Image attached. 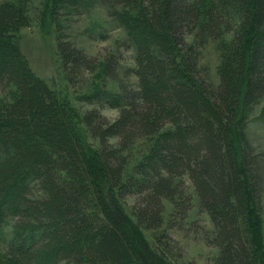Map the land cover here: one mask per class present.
Returning <instances> with one entry per match:
<instances>
[{"label": "trees", "instance_id": "trees-1", "mask_svg": "<svg viewBox=\"0 0 264 264\" xmlns=\"http://www.w3.org/2000/svg\"><path fill=\"white\" fill-rule=\"evenodd\" d=\"M95 4L125 33L133 67L106 59L117 91L94 82L83 113L21 55L25 9L0 4V245L12 223L0 264H176L164 235L154 248L143 232L162 228L164 201L183 217L189 189L213 228L211 264H264L263 165L245 133L264 99V0H52V9ZM207 44L215 85L201 65ZM56 51L69 80L97 71L68 42L57 39Z\"/></svg>", "mask_w": 264, "mask_h": 264}, {"label": "rangeland", "instance_id": "rangeland-1", "mask_svg": "<svg viewBox=\"0 0 264 264\" xmlns=\"http://www.w3.org/2000/svg\"><path fill=\"white\" fill-rule=\"evenodd\" d=\"M6 2L25 9L28 24L18 30L15 39L28 67L68 107L80 113L90 110L93 106L85 98L94 82L107 89V92L117 91V85L102 73L106 59L113 57L119 69L133 67L125 33L103 6L95 4L88 10L70 14L59 11L55 14L52 0H0V4ZM57 39L72 44L87 58L96 60L97 71H81L78 78L69 80L70 77L63 71L58 59ZM217 58L212 44H207L202 49L201 65L206 69L207 78L213 85L217 83ZM98 76L101 77L100 80ZM128 79L129 83L135 84L133 77ZM100 113L109 121L118 116L117 110L109 108L101 109ZM245 129L253 153L263 165L259 232L264 247V99L250 109ZM129 170H132L131 166ZM188 195L191 199L183 217L173 216V206L164 201L162 228L157 231H144L143 236L150 246L156 248L155 238L164 235L165 251L176 264H211L217 253L206 245L204 235L210 234L213 228L207 215L199 209L191 189L188 190ZM123 205L129 215L132 202L128 199ZM11 226L12 223L5 228V241L0 245L1 252L5 250L6 242L11 237Z\"/></svg>", "mask_w": 264, "mask_h": 264}]
</instances>
